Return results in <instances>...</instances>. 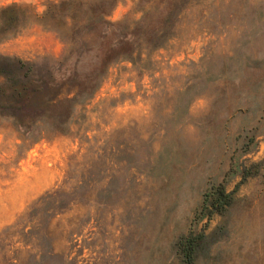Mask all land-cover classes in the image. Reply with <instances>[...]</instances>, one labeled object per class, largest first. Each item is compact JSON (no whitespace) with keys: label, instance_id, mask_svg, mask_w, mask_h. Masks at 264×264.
I'll use <instances>...</instances> for the list:
<instances>
[{"label":"rangeland","instance_id":"rangeland-1","mask_svg":"<svg viewBox=\"0 0 264 264\" xmlns=\"http://www.w3.org/2000/svg\"><path fill=\"white\" fill-rule=\"evenodd\" d=\"M50 1L0 0V264H264V0L152 12L106 72Z\"/></svg>","mask_w":264,"mask_h":264},{"label":"trees","instance_id":"trees-1","mask_svg":"<svg viewBox=\"0 0 264 264\" xmlns=\"http://www.w3.org/2000/svg\"><path fill=\"white\" fill-rule=\"evenodd\" d=\"M192 1L193 0H144L142 6L140 2L138 3V6H141V11H143L138 19H132V17L126 16L123 19L114 21L110 18V16L119 0H100L95 4L88 3V1L85 0H58L50 1L48 8L43 14H41V16H50L55 18L56 16L66 15L67 17H70L72 21L70 24H65V35H69V32L72 30H89L96 22L100 25V29H102V31H107L114 25L115 30L119 33V37L115 47H109L104 52L103 64H106V72L109 64H112L115 60L133 57V53L135 51L134 35L137 33L145 34L148 27L146 20L152 12L155 16L163 19V25L158 29V35L162 36L168 33L172 27L174 18L178 16L182 6ZM78 7L86 14L85 21L83 23L76 22L79 15L75 14L73 10L78 9ZM65 35L63 37H65ZM2 70L3 68L0 64V72ZM13 90L15 95L23 94L22 90L19 89V86H15ZM19 241L20 239L15 240L14 244ZM194 242L195 239L190 241L188 249L189 254L194 249ZM19 248V246H16L14 250L18 251ZM36 262L37 264H43L40 263V260H37ZM10 264H19V257L16 254H14L10 260Z\"/></svg>","mask_w":264,"mask_h":264}]
</instances>
